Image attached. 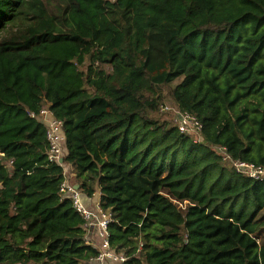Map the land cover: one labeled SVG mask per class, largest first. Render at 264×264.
<instances>
[{
	"label": "trees",
	"instance_id": "1",
	"mask_svg": "<svg viewBox=\"0 0 264 264\" xmlns=\"http://www.w3.org/2000/svg\"><path fill=\"white\" fill-rule=\"evenodd\" d=\"M162 85L201 140L152 116ZM0 151V264L99 256L66 164L123 264H264V180L224 157L264 167V0H0Z\"/></svg>",
	"mask_w": 264,
	"mask_h": 264
},
{
	"label": "built area",
	"instance_id": "2",
	"mask_svg": "<svg viewBox=\"0 0 264 264\" xmlns=\"http://www.w3.org/2000/svg\"><path fill=\"white\" fill-rule=\"evenodd\" d=\"M161 109L162 111L173 114L174 125L177 126L182 133L191 136L200 135L198 140L201 139L202 123L195 115L181 110L177 105L165 104ZM32 114L35 116V113ZM45 114H49V117L47 118L44 116ZM38 115L47 124V136L50 141L49 159L52 162L62 163L61 160L64 159L67 151L65 146L64 123L62 120L55 118L51 110L44 111V107ZM221 150H224V148H221ZM226 154L225 152L224 157H229V159H231L230 163L234 164L237 172L255 179L264 180L263 166H257L254 163L246 161L233 160L229 154H227L228 157H226ZM3 155L4 153L0 151V156ZM10 163H12V161H10ZM61 189L66 194L69 193V196L73 200L74 208L85 220V228L87 231L93 228L97 231V236L100 240V244L98 245L100 253L90 264H123L127 260V256L115 252L110 243L109 225L113 220L112 213L109 210H104L100 204L94 207L87 206L81 197V192L71 185L65 183Z\"/></svg>",
	"mask_w": 264,
	"mask_h": 264
},
{
	"label": "rangeland",
	"instance_id": "3",
	"mask_svg": "<svg viewBox=\"0 0 264 264\" xmlns=\"http://www.w3.org/2000/svg\"><path fill=\"white\" fill-rule=\"evenodd\" d=\"M159 90L163 96V102L160 103L156 109L152 110L151 114L154 118H156L160 121H168L170 124L174 125L173 114L170 112L162 111V109H161L162 106L165 104L177 105L175 100H174V97H173L174 85H162L159 88ZM50 110H51L50 107L48 105H45L44 111H50ZM44 116H46L48 118L49 114H45ZM199 136L200 135H194L192 137L195 138L196 140H198ZM199 140H201V139H199ZM219 150H221V149H219ZM219 150H217V151H219ZM226 157H228L227 154H226ZM225 160H227L230 163L231 159H229V157H228V158H225ZM230 165L232 166V168L235 169L234 164H230ZM64 167H65L67 179H71V178L73 179L74 178L73 177L74 172H73L72 166L70 164H66V165H64ZM81 197L87 206L92 207L94 204H91L88 200H91L94 202L97 201L99 199V192L96 191V194H94L92 197L86 195L85 193H81Z\"/></svg>",
	"mask_w": 264,
	"mask_h": 264
},
{
	"label": "crops",
	"instance_id": "4",
	"mask_svg": "<svg viewBox=\"0 0 264 264\" xmlns=\"http://www.w3.org/2000/svg\"><path fill=\"white\" fill-rule=\"evenodd\" d=\"M66 172V171H65ZM74 174V173H73ZM66 177H67V175H66ZM74 178L72 179H67L66 180V184L67 185H71V186H73V187H77L78 186V181H77V178H76V175L74 174V176H73ZM78 190H80V192L81 193H83L82 191H81V189H79L78 188ZM97 192H99V199L97 200V201H91V200H88L91 204H94L92 207H94V206H96V205H98V204H100V198H101V190H100V188L99 187H97V190H96ZM95 194H96V192H95ZM89 199V198H88ZM87 238H88V240H89V242L90 243H92L94 246H96L97 248H98V245L100 244V240H99V238H98V236H97V231H96V229H92V230H90V231H88V236H87Z\"/></svg>",
	"mask_w": 264,
	"mask_h": 264
},
{
	"label": "water",
	"instance_id": "5",
	"mask_svg": "<svg viewBox=\"0 0 264 264\" xmlns=\"http://www.w3.org/2000/svg\"><path fill=\"white\" fill-rule=\"evenodd\" d=\"M61 162H63V160H61ZM75 188H77V189H78V188H79V184H78V186H77V187H75Z\"/></svg>",
	"mask_w": 264,
	"mask_h": 264
}]
</instances>
